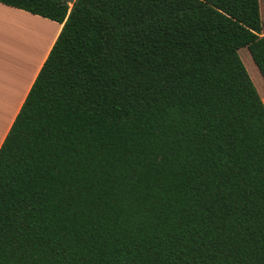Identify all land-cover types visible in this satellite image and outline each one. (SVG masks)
I'll return each instance as SVG.
<instances>
[{
    "label": "trees",
    "instance_id": "16d2710c",
    "mask_svg": "<svg viewBox=\"0 0 264 264\" xmlns=\"http://www.w3.org/2000/svg\"><path fill=\"white\" fill-rule=\"evenodd\" d=\"M62 23L0 144V264H264L259 0H0Z\"/></svg>",
    "mask_w": 264,
    "mask_h": 264
},
{
    "label": "crops",
    "instance_id": "0c3cea01",
    "mask_svg": "<svg viewBox=\"0 0 264 264\" xmlns=\"http://www.w3.org/2000/svg\"><path fill=\"white\" fill-rule=\"evenodd\" d=\"M61 26L0 2V144ZM259 94L264 103V83Z\"/></svg>",
    "mask_w": 264,
    "mask_h": 264
},
{
    "label": "rangeland",
    "instance_id": "374dc122",
    "mask_svg": "<svg viewBox=\"0 0 264 264\" xmlns=\"http://www.w3.org/2000/svg\"><path fill=\"white\" fill-rule=\"evenodd\" d=\"M260 3V10H261V17L263 19L264 24V0H259ZM239 56L241 60L243 61L249 76L251 77L257 91L262 90V83H264V80L262 79L258 69L256 68L255 64L253 63L251 56L247 50L246 47H242L239 49Z\"/></svg>",
    "mask_w": 264,
    "mask_h": 264
},
{
    "label": "water",
    "instance_id": "95a60500",
    "mask_svg": "<svg viewBox=\"0 0 264 264\" xmlns=\"http://www.w3.org/2000/svg\"><path fill=\"white\" fill-rule=\"evenodd\" d=\"M67 1H68V3L72 4V2H73L74 0H67Z\"/></svg>",
    "mask_w": 264,
    "mask_h": 264
}]
</instances>
